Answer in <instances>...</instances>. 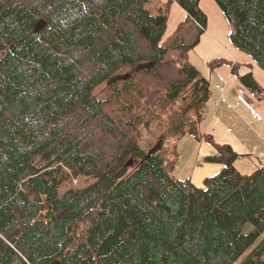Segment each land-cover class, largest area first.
Returning a JSON list of instances; mask_svg holds the SVG:
<instances>
[{
  "label": "trees",
  "instance_id": "obj_1",
  "mask_svg": "<svg viewBox=\"0 0 264 264\" xmlns=\"http://www.w3.org/2000/svg\"><path fill=\"white\" fill-rule=\"evenodd\" d=\"M199 1L0 0V264H264V165L240 173L243 155L198 128ZM171 2L186 16L160 43ZM215 2L264 70V0ZM185 134L222 165L202 186L173 174ZM79 176L95 181L59 194Z\"/></svg>",
  "mask_w": 264,
  "mask_h": 264
},
{
  "label": "crops",
  "instance_id": "obj_2",
  "mask_svg": "<svg viewBox=\"0 0 264 264\" xmlns=\"http://www.w3.org/2000/svg\"><path fill=\"white\" fill-rule=\"evenodd\" d=\"M153 1L160 4L167 3L168 0ZM199 7L207 18L206 28L200 35L198 44L188 53L189 62L191 61L200 75L210 82V97L204 106L199 132L210 134L215 142L228 144L235 152L243 155L234 165L240 173L248 174L264 165V137L258 134L259 132L264 136V98L259 99L251 93L241 83L239 76L250 73L264 89V70L248 54L230 43L227 23L215 0H200ZM185 16V11L176 2H171L163 37L165 35L166 38L169 37ZM191 53L194 55L193 61L189 56ZM214 58H224L236 63L237 75L228 65L210 69L207 62ZM199 66L202 67L201 72ZM216 85L223 87V91H220ZM237 116L242 120L245 119L249 125L245 124L248 129L253 125L257 133L249 130L244 132L251 134L237 133V127L243 126L242 121L237 120ZM193 139L196 141L194 161L186 177H189L194 185L202 186L203 179L217 173L222 165L205 162L204 157L215 154L216 149L204 140Z\"/></svg>",
  "mask_w": 264,
  "mask_h": 264
},
{
  "label": "rangeland",
  "instance_id": "obj_3",
  "mask_svg": "<svg viewBox=\"0 0 264 264\" xmlns=\"http://www.w3.org/2000/svg\"><path fill=\"white\" fill-rule=\"evenodd\" d=\"M153 1V0H152ZM161 4H165V3H158L156 1H153V6L151 5V3H148L146 5V7L148 9H150V11L152 13H157L158 12V7L161 5ZM168 12V11H167ZM168 14V13H167ZM160 43H167V40H166V35L160 40ZM190 53V51L188 52ZM191 58H192V61H193V53H191L189 55ZM191 62V61H190ZM200 68V72L202 70V67L199 66ZM237 120H240L242 121V124L243 126L241 127H237V133H242V135H246V134H251V132H254V133H257V130L256 128L251 125L250 126V129H248V127L245 125L247 124L245 119L242 120V118L240 116H237ZM240 123H238L239 125ZM248 125V124H247ZM249 126V125H248ZM244 130H249L251 132H244ZM258 134L262 137L263 134H260L258 132ZM195 148H196V141L193 139V137L189 134H185L184 136H182L178 142V153H179V157H178V163L176 165V169L173 170V174L177 177H181V178H184L188 175V173L190 172V169H191V166H192V163L194 161V151H195ZM262 149V148H260ZM181 171V172H180ZM95 181V178L93 177H90V176H79V177H76V178H72L70 181H67L65 183H63L62 185H60L59 189H58V192L59 194H62L66 189L68 188H83V187H86L88 186L89 184L93 183ZM251 229V226L250 225H247L244 229V231H248ZM245 254L243 256H241L234 264H237L239 262H241L244 258Z\"/></svg>",
  "mask_w": 264,
  "mask_h": 264
},
{
  "label": "water",
  "instance_id": "obj_4",
  "mask_svg": "<svg viewBox=\"0 0 264 264\" xmlns=\"http://www.w3.org/2000/svg\"><path fill=\"white\" fill-rule=\"evenodd\" d=\"M161 142L158 141L155 146H153L145 155L144 159H147L152 153L160 148ZM130 164V163H129Z\"/></svg>",
  "mask_w": 264,
  "mask_h": 264
},
{
  "label": "built area",
  "instance_id": "obj_5",
  "mask_svg": "<svg viewBox=\"0 0 264 264\" xmlns=\"http://www.w3.org/2000/svg\"><path fill=\"white\" fill-rule=\"evenodd\" d=\"M216 87H217L220 91H223V87L218 86V85H216Z\"/></svg>",
  "mask_w": 264,
  "mask_h": 264
}]
</instances>
